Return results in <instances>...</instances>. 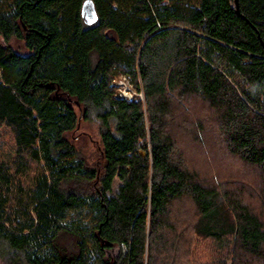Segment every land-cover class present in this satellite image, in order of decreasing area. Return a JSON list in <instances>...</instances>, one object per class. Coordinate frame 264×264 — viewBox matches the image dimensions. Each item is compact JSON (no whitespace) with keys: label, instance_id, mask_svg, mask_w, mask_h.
I'll return each mask as SVG.
<instances>
[{"label":"trees","instance_id":"16d2710c","mask_svg":"<svg viewBox=\"0 0 264 264\" xmlns=\"http://www.w3.org/2000/svg\"><path fill=\"white\" fill-rule=\"evenodd\" d=\"M83 1L0 0V264H264V0Z\"/></svg>","mask_w":264,"mask_h":264},{"label":"rangeland","instance_id":"374dc122","mask_svg":"<svg viewBox=\"0 0 264 264\" xmlns=\"http://www.w3.org/2000/svg\"><path fill=\"white\" fill-rule=\"evenodd\" d=\"M187 1H189L191 4H197L199 2V0H187ZM113 83H114V86L116 87V91L120 95V97L123 96L125 99H132L136 95L129 78L122 76V77H119L116 80H114ZM125 91H126V93H124ZM138 97L140 99H142L141 95H139ZM3 139L8 141L7 144L9 146L12 145V139L9 138L8 135L5 134ZM119 186H120V182L118 180H115L113 183V186H112L113 192H116Z\"/></svg>","mask_w":264,"mask_h":264},{"label":"water","instance_id":"95a60500","mask_svg":"<svg viewBox=\"0 0 264 264\" xmlns=\"http://www.w3.org/2000/svg\"><path fill=\"white\" fill-rule=\"evenodd\" d=\"M80 15L85 25L91 26L98 20L95 6L92 0H84L81 4Z\"/></svg>","mask_w":264,"mask_h":264},{"label":"built area","instance_id":"2783aa9c","mask_svg":"<svg viewBox=\"0 0 264 264\" xmlns=\"http://www.w3.org/2000/svg\"><path fill=\"white\" fill-rule=\"evenodd\" d=\"M124 93H126V91ZM121 97L124 98L123 96H121Z\"/></svg>","mask_w":264,"mask_h":264}]
</instances>
